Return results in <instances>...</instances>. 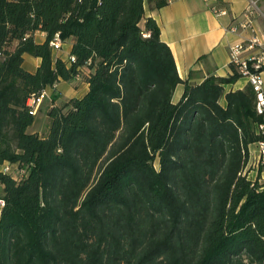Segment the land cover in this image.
<instances>
[{
	"label": "trees",
	"instance_id": "16d2710c",
	"mask_svg": "<svg viewBox=\"0 0 264 264\" xmlns=\"http://www.w3.org/2000/svg\"><path fill=\"white\" fill-rule=\"evenodd\" d=\"M233 71L183 80L145 0H0V264H264V186L245 171L264 114L251 84L227 91ZM82 75L30 132L29 99Z\"/></svg>",
	"mask_w": 264,
	"mask_h": 264
},
{
	"label": "crops",
	"instance_id": "0c3cea01",
	"mask_svg": "<svg viewBox=\"0 0 264 264\" xmlns=\"http://www.w3.org/2000/svg\"><path fill=\"white\" fill-rule=\"evenodd\" d=\"M160 0H145V17L154 18L161 31V38L174 54L178 72L183 80L201 83L210 75L230 76L233 67L230 61L231 45L258 35L264 42V0L259 1V10L255 13L251 27L232 32L228 30L234 21L243 19L242 14L249 0H165L166 4L158 6ZM219 6L227 10L224 14H216L212 7ZM145 23V19L142 24ZM38 42L46 40V33L37 31ZM73 38L64 41L60 50H54L56 57L68 61L71 54ZM58 51H66V56ZM42 59L30 54L24 55V67L36 71ZM89 69L85 73H89ZM249 83L246 77H241L235 83L226 86L227 91L244 89ZM89 89L88 82L76 78L73 81L61 80L56 86H48L44 100L50 98L53 106V96L58 98L55 104H60L70 98L81 97ZM185 90V84L180 83L174 93L173 100L178 102ZM43 100V102H44ZM42 102V103H43ZM225 105V98L222 99ZM43 105V104H41ZM49 107V108H50ZM40 106L35 122L29 127L30 132H38L45 136L49 130L50 119L48 109ZM260 151L258 142L250 145V158L246 173L252 180H258L264 186V167H257ZM3 165H0V171ZM4 184L0 180V200L3 199ZM3 205L0 202V218Z\"/></svg>",
	"mask_w": 264,
	"mask_h": 264
},
{
	"label": "built area",
	"instance_id": "2783aa9c",
	"mask_svg": "<svg viewBox=\"0 0 264 264\" xmlns=\"http://www.w3.org/2000/svg\"><path fill=\"white\" fill-rule=\"evenodd\" d=\"M260 0H249L248 6L242 14V20H236L228 30L236 32L239 28H249L253 23V17L259 10ZM212 10L216 14H224L227 12L225 8L214 6ZM64 40L60 34L57 33L51 40L50 45L54 50H60L63 46ZM76 60V56L69 54L68 62ZM230 61L232 67L235 68L243 77L249 80V83L253 86L256 95V109L258 113L264 114V42L258 35H254L250 39L237 42L230 47ZM79 78V77H78ZM56 86V83L55 85ZM47 95L46 90L42 91L39 95L32 96L28 104L30 106V112L33 115L38 113L43 100ZM260 128L264 131V123L260 125ZM260 156L256 162V166L259 168L264 167V140L258 142ZM2 171L5 173H13V165L11 163L3 164ZM4 205V200H0Z\"/></svg>",
	"mask_w": 264,
	"mask_h": 264
},
{
	"label": "rangeland",
	"instance_id": "374dc122",
	"mask_svg": "<svg viewBox=\"0 0 264 264\" xmlns=\"http://www.w3.org/2000/svg\"><path fill=\"white\" fill-rule=\"evenodd\" d=\"M58 52L60 53L61 51H58ZM60 55L66 56V51L61 52ZM79 78L83 81L85 79V75H82ZM51 103H52L51 99L50 98H47L46 100H44V102L42 103L43 105H41V106H44V108H45L44 110L46 111L47 109H49ZM15 174L18 175V172L15 171Z\"/></svg>",
	"mask_w": 264,
	"mask_h": 264
}]
</instances>
